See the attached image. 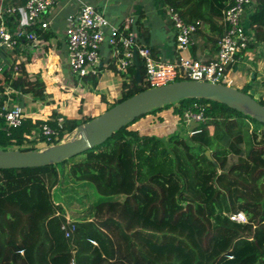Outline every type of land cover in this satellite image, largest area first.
<instances>
[{"label":"trees","instance_id":"1","mask_svg":"<svg viewBox=\"0 0 264 264\" xmlns=\"http://www.w3.org/2000/svg\"><path fill=\"white\" fill-rule=\"evenodd\" d=\"M161 1L187 23L216 26L234 0ZM251 13L257 41H264V0H256ZM9 26L14 31L13 19ZM18 67L19 77L13 68L1 73L0 93L10 85L34 101L45 100L43 80L30 81L25 66ZM133 68L115 105L148 90L144 64L140 81ZM84 80L93 88L98 84L95 76ZM7 101L0 99V111ZM196 102L207 107V120L189 140L141 135L129 125L83 153L84 161L0 170V264H264V124L210 100L185 99L149 114L177 105L182 117ZM89 121L65 120L52 143L42 139L47 146L59 144ZM5 125L0 118V150H36L22 148L33 125ZM231 155L239 162L229 167ZM70 164L79 188L91 184L101 197L73 224L53 197L60 167ZM238 212L248 224L231 221Z\"/></svg>","mask_w":264,"mask_h":264},{"label":"crops","instance_id":"2","mask_svg":"<svg viewBox=\"0 0 264 264\" xmlns=\"http://www.w3.org/2000/svg\"><path fill=\"white\" fill-rule=\"evenodd\" d=\"M26 2L27 0H0V6H24ZM83 3L94 6L119 27L126 24V19H134L130 33L136 35L141 46L152 50L155 60L173 62L177 58L176 32L166 15L167 5L161 0H59L45 20L50 24L49 29L35 27L37 35L35 42L23 41L15 52L4 53L0 57V64L9 67L15 64L24 65L30 81L40 78L45 84V100L34 101L31 94L25 95L13 89L14 93L6 103L7 108L22 107L25 114L24 122L28 121V125L34 127L32 133L27 135L28 143L24 148L39 147L36 148L39 151L48 148L42 139L41 128L45 124L52 126L58 118L81 121L93 120L102 115L110 105L122 98L123 83L131 80L129 73L124 76L116 73L108 46L102 49V69L96 87L93 88L90 80H84L83 84L77 82L72 75L68 65L66 30L69 17L76 14ZM252 10L244 17V26L251 33L252 43L246 54L231 70L230 83L235 84L231 87L236 89L246 86L257 98L264 100V41H257L256 30L251 27ZM221 27L220 20L216 26L203 25L194 36L193 45L184 55L204 61L213 59L224 32H220L223 28ZM133 70L136 76L138 70L141 75L139 64H136ZM152 117L155 116L148 115L143 122L138 124L136 122L130 130L160 139H168L167 136L174 131L178 134L180 117L176 116L172 109L159 112L157 119ZM67 216L74 222L79 219L77 217L72 219L71 213L68 212Z\"/></svg>","mask_w":264,"mask_h":264},{"label":"built area","instance_id":"3","mask_svg":"<svg viewBox=\"0 0 264 264\" xmlns=\"http://www.w3.org/2000/svg\"><path fill=\"white\" fill-rule=\"evenodd\" d=\"M58 3L59 0H27L24 6H0V57L4 53L15 52L23 41L35 42L37 40L35 27L49 29L50 24L45 20ZM255 5L256 0H234L223 11L220 22L224 32L219 39L217 53L213 59L206 61L184 55L193 45V38L202 29L203 23L200 21L187 23L179 12L167 6L166 15L176 32L177 40V58L170 62L155 60L152 50L138 43L136 35L130 33L134 19H126V24L119 27L94 6L83 3L78 12L68 19L69 25L66 30L68 65L72 75L81 79L98 76L102 64V49L108 46L112 53L113 66L120 76L128 74L130 68L136 66L137 54L138 60L144 64L146 70L143 84L147 89L178 81L228 85L231 70L246 54L252 43L251 33L244 26V17L249 10L255 8ZM11 19L16 24L14 31L9 26ZM18 66L15 64L9 67L2 63L0 74L13 68L17 77L20 74ZM12 93H14L12 87L5 86L4 96L8 101ZM206 111L207 107L204 104L196 102L180 118V122L188 128L191 137L201 132L196 128L207 120ZM24 117L23 108L20 106L7 108L5 104L0 111V118L5 119L7 130L20 128ZM55 123L57 128L48 124L41 128V135L50 143L64 127L65 119L58 118ZM230 219L237 224L249 223L244 212L230 214ZM67 221L70 224L74 223L68 216Z\"/></svg>","mask_w":264,"mask_h":264},{"label":"water","instance_id":"4","mask_svg":"<svg viewBox=\"0 0 264 264\" xmlns=\"http://www.w3.org/2000/svg\"><path fill=\"white\" fill-rule=\"evenodd\" d=\"M136 64L138 57L135 55ZM140 81V72L137 71ZM4 95L0 93V99ZM185 99L210 100L251 116L264 124V106L236 88L223 84L196 81H178L166 86L148 89L115 105L102 115L79 126L59 144L44 150H0V170L42 168L60 164L105 144L111 137L137 119L156 109ZM206 155L211 158V152Z\"/></svg>","mask_w":264,"mask_h":264},{"label":"rangeland","instance_id":"5","mask_svg":"<svg viewBox=\"0 0 264 264\" xmlns=\"http://www.w3.org/2000/svg\"><path fill=\"white\" fill-rule=\"evenodd\" d=\"M74 78L76 79L77 82H80V83H82L84 81V79H81L78 76H74ZM98 79H99V76L97 77V80ZM231 85L233 86L235 84H232V82L231 83L228 82V86H231ZM237 89H239L240 91H247L249 93V95L254 97L257 101H259V102L261 101L259 98H257V96H255L254 94H252V92L249 91L248 87H246V86H243L241 88L237 87ZM115 104H116V102L113 103L112 105H110V107L108 109H110ZM175 108H177V105L171 106V107H169V109H162V110H159L157 112H153L154 115L153 114H148V115L149 116H155L152 118L157 119V116L159 115V112H161V111L163 112V111L172 109L174 114H175V112H176V111H174ZM148 115H146V117H148ZM176 116L179 117L178 113ZM146 117L143 116L142 118H139V120L137 121L136 124H138V122H143L144 118H146ZM24 120H25V117H24ZM24 120H23V123H24ZM165 120H166V118H165ZM167 121H169V119H167ZM132 124H130V125L133 126L134 124L133 125ZM131 126H130V128H131ZM177 129L175 128V130L178 131V134H176V131H174L170 135L171 136L178 135V136H182V137L186 136V139L189 140L188 138L191 136L189 135L188 128H186L183 123L179 122ZM251 130H252V127H251ZM170 135H168L167 137L170 138ZM145 136H147V135H145ZM261 136H262V133H261ZM44 144L47 145L46 143H44ZM104 146H105V149H103L102 151L108 149V147L106 145H104ZM24 147H22V148H24ZM30 147L34 148V149L39 148V147L35 148L34 146H29L27 148H30ZM36 150H38V149H36ZM76 157H77V159L75 160V162H81V161H84L86 159L85 156H82V157L76 156ZM76 157H74V158H76ZM78 157H80V158H78ZM238 162H239V157L234 156V155L229 156V164H228L229 167L235 163H238ZM71 166H72V164L67 165L66 168H64V169L62 167H60L61 172H62L61 182L53 190V197H54V200L56 203L62 204L63 207L65 209H67L68 214L71 213L72 219H73V218L78 217L76 214L84 213L90 208V206H91V208H92V206H95L96 201H98L101 197L96 193V190L94 189V187L91 184L86 183L84 188H79L77 183L70 176V167ZM261 186L264 189V183L261 184Z\"/></svg>","mask_w":264,"mask_h":264}]
</instances>
